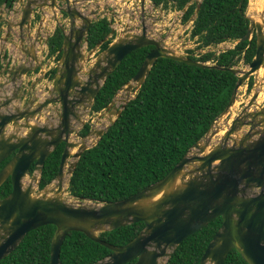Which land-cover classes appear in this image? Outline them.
I'll list each match as a JSON object with an SVG mask.
<instances>
[{
    "label": "water",
    "instance_id": "obj_1",
    "mask_svg": "<svg viewBox=\"0 0 264 264\" xmlns=\"http://www.w3.org/2000/svg\"><path fill=\"white\" fill-rule=\"evenodd\" d=\"M146 1L140 0L142 8ZM242 3L243 0L239 7ZM249 3L250 0L248 7ZM246 16L249 26L236 42L255 36L256 51L245 68L221 66L178 53L164 45L163 40L150 36L144 20L140 32L125 31L90 60L107 37L88 53L83 52L79 42L90 28V19L84 20L86 23L81 24L80 31L73 23L75 29L65 34L64 50L49 96L42 98L30 111L21 110L19 106L13 108L15 95L12 98L8 93L0 96V163L15 152L0 170V186L8 178L12 182L11 192L0 199V260L15 250L29 231L53 224L56 229L51 240L49 264H61V248L70 231L84 232L111 250L92 264H125L132 260L134 264H167L174 250L187 237L221 217V226L207 245L200 264H224L232 249L249 264H264V104L258 103L259 88L264 81V19L258 21L248 12ZM146 46L153 48L138 72L121 89L136 93L156 60L166 57L198 67L229 70L237 76L230 101L215 121L231 112L240 88L251 77L253 93L241 111L230 117V124L224 125L225 131L216 144L212 145L211 141L221 127L213 130L206 140L201 138L190 146L159 180L119 200L99 202L75 196H72L75 199H66L70 177L82 153L98 142L131 98L125 99L118 108L115 98L120 89L106 107V110L116 109L109 124L101 129L91 125L81 141L71 139L73 133L80 131L74 123L78 121L83 127L88 122L83 116L92 110L108 75L129 53ZM28 70L27 65L18 63L7 74H12L11 81L15 83ZM261 70V81H258L256 73ZM7 83V80L3 82ZM56 103L54 112L47 109ZM33 118L36 121L33 122ZM95 135L97 140L93 142ZM90 139L94 144H89ZM61 143L64 148L57 175L36 191L46 159ZM71 157L74 161L69 162ZM28 178L30 182L26 183ZM66 179L67 187L64 186ZM139 221L144 227L126 244L115 245L100 237L102 231Z\"/></svg>",
    "mask_w": 264,
    "mask_h": 264
},
{
    "label": "trees",
    "instance_id": "obj_2",
    "mask_svg": "<svg viewBox=\"0 0 264 264\" xmlns=\"http://www.w3.org/2000/svg\"><path fill=\"white\" fill-rule=\"evenodd\" d=\"M155 7L187 9L183 21L189 20L198 2L195 0H151ZM202 0L193 20L191 36L197 47L205 49L225 41L236 44L220 52L204 51L188 56L211 61L221 66L248 64L256 51V38L236 42L247 31L249 0ZM111 27L107 19L94 23L90 29V45L108 36ZM58 36V35H57ZM61 36L54 37L55 46ZM110 39L104 42L105 49ZM52 44V43H51ZM152 46L129 53L117 69L108 75L97 94L93 112H100L115 94L138 72ZM237 76L216 67H198L172 58L160 57L151 67L144 83L125 105L122 113L105 131L98 142L86 149L73 171L68 191L72 196L105 202L125 198L166 175L183 157L190 146L200 140L228 105ZM253 77L247 83L251 91ZM88 121L79 131L84 136L90 130ZM64 144H59L46 159L39 188L50 183L58 173ZM5 161L0 164V170ZM34 166L31 167V172ZM12 190L8 178L0 186V199ZM217 217L187 237L172 253L167 264H200L207 245L219 229ZM142 221L100 232V237L115 245L132 240L144 227ZM56 226L42 225L29 231L22 242L0 264H49L52 236ZM111 250L89 238L84 232L70 231L61 248V264H92ZM135 260L125 264H134ZM224 264H249L232 249Z\"/></svg>",
    "mask_w": 264,
    "mask_h": 264
},
{
    "label": "flooded vegetation",
    "instance_id": "obj_3",
    "mask_svg": "<svg viewBox=\"0 0 264 264\" xmlns=\"http://www.w3.org/2000/svg\"><path fill=\"white\" fill-rule=\"evenodd\" d=\"M92 1L99 3L102 0H0V96L8 93L12 98L15 95L12 99L13 108L19 106L21 110L30 111L38 106L42 98L49 96L53 76L57 72L58 62L64 50L65 34H70V31L75 29L73 23L80 31L81 24L86 23L84 20L90 19V28L79 42L81 50L86 53L97 45H90L89 36L95 22L107 19L113 32L114 28L108 17L98 20L91 17L94 14L91 9ZM195 1L199 5V0ZM197 7L190 16V21L194 20V14L197 15ZM180 11L183 19L184 11ZM23 20V24L19 25ZM57 35L62 38L59 46L52 42ZM102 50L104 49L97 47L93 53L94 57ZM18 63H24L29 70L14 83L11 81L12 74L8 76L7 71ZM6 80L8 83L3 84ZM57 105H49L47 109L54 112ZM32 121L36 119L33 118ZM9 158L4 160L5 163Z\"/></svg>",
    "mask_w": 264,
    "mask_h": 264
},
{
    "label": "rangeland",
    "instance_id": "obj_4",
    "mask_svg": "<svg viewBox=\"0 0 264 264\" xmlns=\"http://www.w3.org/2000/svg\"><path fill=\"white\" fill-rule=\"evenodd\" d=\"M251 1V0H250ZM249 2V1H248ZM248 5L246 8V13L248 12ZM91 9L94 14L91 15L95 20L101 17H108L111 20V25L115 29L114 36L117 38L122 35L125 31L140 32L142 29V20L145 21L148 33L150 36L163 40V44L167 47L175 49L178 53L187 55L189 50H194L197 47L196 37L191 36V29L193 26V21L189 20L187 22L182 21V12L171 10L170 8H155L150 1H147L145 7L142 8L140 0H102L101 2L92 1ZM250 15V14H249ZM195 14L192 16L194 19ZM235 42L225 41L217 46H210L203 49H195L194 54L200 53L202 51H216L217 53L233 47ZM94 59V58H93ZM238 67L245 68L247 64L242 60L237 65ZM262 77V76H261ZM260 77V79H261ZM261 92H264V81L259 88ZM45 92V91H43ZM253 93V89L250 91L248 85L245 84L240 88L238 95V104L232 108L231 112L225 116L223 119H218L215 121L214 127L210 132L202 137L206 140L210 136L211 132L218 127L228 126L231 122L230 117H235L242 109L244 103L248 100L250 95ZM134 92H129L125 88L121 89L116 96V105L118 108L124 103L125 99L134 97ZM259 104H264V93L258 98ZM50 109V108H49ZM116 109L102 110L99 113L90 110L87 115L83 116L85 121H91V125L94 129L105 128L109 124L110 116H114ZM230 119V120H229ZM75 128L81 130L82 124L78 121L75 123ZM84 136L79 133H73L71 139L75 141H81ZM220 139L217 134L213 137L211 144H216ZM97 136H94L93 142H96ZM89 144H92V139H90ZM92 142V143H91ZM94 144V143H93ZM77 148L74 149L76 151ZM193 151H196L193 148ZM193 152H190V154ZM70 161H74L71 157ZM67 177L69 175L67 174ZM30 179L26 180L29 183ZM68 180H65L64 186L67 187ZM36 191L40 188L35 186ZM66 199H75L68 192L65 193Z\"/></svg>",
    "mask_w": 264,
    "mask_h": 264
},
{
    "label": "bare ground",
    "instance_id": "obj_5",
    "mask_svg": "<svg viewBox=\"0 0 264 264\" xmlns=\"http://www.w3.org/2000/svg\"><path fill=\"white\" fill-rule=\"evenodd\" d=\"M248 13L250 15H254L258 21H261L264 19V0H251L249 3ZM263 70H261L258 74L256 73V78L258 81L260 77L262 76ZM264 92H261L259 96H261ZM238 104V100L235 102L233 108ZM225 131V126L221 127L219 136L223 135ZM90 141V140H89ZM90 143V142H89Z\"/></svg>",
    "mask_w": 264,
    "mask_h": 264
},
{
    "label": "clouds",
    "instance_id": "obj_6",
    "mask_svg": "<svg viewBox=\"0 0 264 264\" xmlns=\"http://www.w3.org/2000/svg\"><path fill=\"white\" fill-rule=\"evenodd\" d=\"M147 1H150V2L153 4V2H152L151 0H147ZM147 1H146V2H147ZM140 4H141V3H140ZM145 4H146V3H145ZM153 6H154V4H153ZM144 7H145V6H144ZM154 7H155V6H154ZM155 8H161V7H155ZM170 9L173 10L172 8H170ZM177 10H178V9H176V11H177ZM178 11H180V10H178ZM114 31H115V29L113 30V32H110V34H109L108 36H106V37H107V40L110 39V43H112V42L114 41V39L116 38V37L114 36ZM106 37H105V38H106ZM105 38H103V39H105ZM103 39H102V40H103ZM102 40H101V41H102ZM107 40H106V41H107ZM101 41H99V42H101ZM106 41H105V42H106ZM99 42H98V43H99ZM98 43H97V44H98ZM103 43H104V42H103ZM103 43H102V44H103ZM110 43H109V44H110ZM102 44H101L99 47H101ZM235 44H236V43H235ZM224 50H225V49H224ZM187 56H188V55H187ZM93 58H95L94 55H92V57L90 58V60H93ZM98 113H99V112H98ZM33 122H34V121H33Z\"/></svg>",
    "mask_w": 264,
    "mask_h": 264
}]
</instances>
